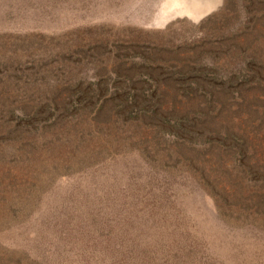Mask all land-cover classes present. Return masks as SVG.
<instances>
[{
    "label": "rangeland",
    "instance_id": "374dc122",
    "mask_svg": "<svg viewBox=\"0 0 264 264\" xmlns=\"http://www.w3.org/2000/svg\"><path fill=\"white\" fill-rule=\"evenodd\" d=\"M0 264H264V0H0Z\"/></svg>",
    "mask_w": 264,
    "mask_h": 264
},
{
    "label": "bare ground",
    "instance_id": "6f19581e",
    "mask_svg": "<svg viewBox=\"0 0 264 264\" xmlns=\"http://www.w3.org/2000/svg\"><path fill=\"white\" fill-rule=\"evenodd\" d=\"M179 5H181V4H180V1H174V3H172V5H170V6H171V10H170V12H171V13H174V11L176 10V8H177ZM173 10H174V11H173ZM204 10H205V9H203V7H200V14L203 13ZM168 16H170V15H168Z\"/></svg>",
    "mask_w": 264,
    "mask_h": 264
}]
</instances>
